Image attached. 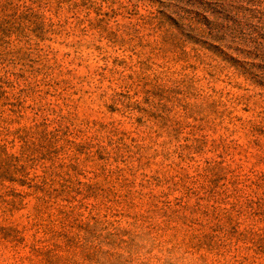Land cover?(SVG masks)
I'll return each instance as SVG.
<instances>
[{"label":"rangeland","instance_id":"1","mask_svg":"<svg viewBox=\"0 0 264 264\" xmlns=\"http://www.w3.org/2000/svg\"><path fill=\"white\" fill-rule=\"evenodd\" d=\"M0 264H264V0H0Z\"/></svg>","mask_w":264,"mask_h":264}]
</instances>
